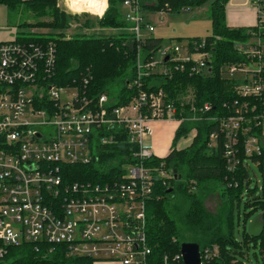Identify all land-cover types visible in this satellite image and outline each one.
<instances>
[{"label":"built area","instance_id":"built-area-1","mask_svg":"<svg viewBox=\"0 0 264 264\" xmlns=\"http://www.w3.org/2000/svg\"><path fill=\"white\" fill-rule=\"evenodd\" d=\"M254 4L257 21L235 45L238 60L218 69L239 96L225 104L233 113L219 121L230 171L240 149L255 165L264 151V0ZM142 5V0L121 3L124 31L137 42L133 84L140 87L143 77L158 73L157 67L169 77L174 70L211 71L213 53L204 49L205 38L188 39L157 57L160 48L143 63L140 49L147 37L142 32L154 27ZM56 54L55 44L43 38L0 41V264H6L11 248L40 252L44 247L45 256L57 244L65 245L67 256L92 264H154L146 203L158 183L166 185L169 172L162 163L148 162L156 156L147 141L153 122L172 121L178 128L185 118L176 116L175 104L162 89L139 88L128 103L113 106L108 94H91L82 72L58 84L53 79ZM209 108L205 104L200 111ZM109 145L128 149L118 170L100 182L67 180L63 165L97 162ZM199 251L201 264H208L219 248Z\"/></svg>","mask_w":264,"mask_h":264},{"label":"trees","instance_id":"trees-1","mask_svg":"<svg viewBox=\"0 0 264 264\" xmlns=\"http://www.w3.org/2000/svg\"><path fill=\"white\" fill-rule=\"evenodd\" d=\"M96 1V11L101 6L98 11L101 13L103 4L100 0ZM209 1L208 19L213 32L205 37L204 49L211 55L213 53V68L208 74L174 70L169 77L162 73H150L141 79L142 85L137 87L132 83L136 74L137 42L127 31L116 37L98 35L66 39L61 35L31 36V39L43 38L55 44L56 72L53 79L58 84H66L82 72L88 76L87 88L91 94H108L115 102L113 106L128 103L137 95L139 88L147 91L162 89L166 98L175 104L176 116L185 118L174 133L170 152L164 157H154L148 161L155 165L162 163L169 172L166 185L158 183L153 196L146 203L147 235L152 245L154 264H164V256L167 264H183L178 256L183 242L197 243L200 249L217 245L219 253L208 264H243L238 254H242L243 247H248L250 241L254 248H264V232L259 238L251 237L246 230L247 217L244 218L243 229L238 237L234 227V209L242 200H245V208L253 212L264 207V180L260 186L250 189L248 161L241 149L236 154L238 163L234 171L228 170L230 165L223 154L225 139L219 132L220 119L233 113L225 104L230 105L239 96L234 91V83L221 78L218 69L226 61L238 60L235 45L244 41L254 26H228L225 20L228 0H142V8L177 13L181 9L201 7ZM0 3L7 4L12 10L22 4L36 18L48 14L53 17L50 21H24L22 26L52 28L64 26L65 23L68 25V16L55 7L56 0H0ZM91 3L95 9V1ZM121 3L122 0H108L107 11L96 21L100 28H112L121 25V22L125 24L121 20ZM160 48L161 39L148 36L145 43L141 44L142 62L153 59ZM188 88L192 89V97L188 101L181 100ZM205 104L210 106L209 110L200 111ZM190 115L196 119L191 120ZM212 116L216 119L213 120ZM193 129L195 134L190 143L175 148L176 141ZM127 152L125 147L109 145L97 162L66 164L62 168L70 182H100L126 162L122 156ZM259 161L256 166L264 173V151ZM210 183L222 185L221 193L227 198L217 212L209 211L204 206L205 191L209 189ZM261 216L264 220V213ZM44 250L42 247L40 252H34L29 246L11 248L4 261L6 264H92L87 258L67 256L66 247L62 244L54 245L53 250L45 256Z\"/></svg>","mask_w":264,"mask_h":264},{"label":"rangeland","instance_id":"rangeland-1","mask_svg":"<svg viewBox=\"0 0 264 264\" xmlns=\"http://www.w3.org/2000/svg\"><path fill=\"white\" fill-rule=\"evenodd\" d=\"M79 1V0H78ZM92 0H81L77 2L74 7L71 6L73 4L71 0H56V6L59 10L65 13L68 18L64 26L57 27H29L22 26L23 22L27 23H35L36 21H50L53 20L52 15L48 14V16H40L39 18L34 17L31 12L26 10L22 4L16 6L13 10L5 3H0V41L12 40L20 33L22 36H36V37H47V36H57L61 35L66 39H70L72 37H80V36H98V35H113L119 36L124 33V28L126 22L124 21V17L121 15V20L125 22L121 25L112 26V28L104 27L100 28L97 24V20L102 17V15L97 14L98 12L94 9V7H90L88 9L89 3ZM71 3V4H70ZM210 1L198 8L193 9H181L179 12H168V11H152L149 9L143 10L144 13L146 11V15L149 16L151 22L155 30L151 33V36L161 39V49L157 52V57H159L160 51L168 50L169 47L173 45H181L185 46L188 38H205L207 35H211L213 30L211 23L208 19V7ZM74 8H85L88 11H84L82 13H74L70 9ZM101 6L99 7L100 11ZM104 14V10L102 11ZM95 13V14H93ZM123 14V12H122ZM147 21V20H146ZM87 24V25H86ZM89 25V26H88ZM142 34H145L142 32ZM70 35V36H69ZM179 38L181 40H179ZM212 66V65H211ZM161 67H157L154 69V72L160 73ZM200 74H208L202 72ZM226 79L227 77L224 75L222 77ZM192 89L188 88L185 95L182 96L181 100L188 101L192 97ZM189 117L196 119L193 115ZM195 134V129L189 131L184 137L178 139L175 143V148H181L187 146L192 136ZM173 144V142H172ZM168 152H164L159 156H165ZM249 163V174L251 177L250 189H253L257 185L262 184V180H264V173H261L257 166L251 161ZM209 189L205 191L206 196L204 200V206L207 210L212 212H217L221 209L224 203H226L227 198L222 195V185H213L208 184ZM264 213V207L258 211H251L249 208H245V200H242L240 205H236L234 209V227L235 234L238 237V234H241L243 229L244 218L247 217V224L249 221L255 217L257 214ZM260 243V239L258 240V245ZM242 254H238L239 260L243 262V264H264V248L261 249L260 246L253 248L251 247H243ZM263 250V251H262ZM110 264L111 262H98L95 264Z\"/></svg>","mask_w":264,"mask_h":264},{"label":"crops","instance_id":"crops-1","mask_svg":"<svg viewBox=\"0 0 264 264\" xmlns=\"http://www.w3.org/2000/svg\"><path fill=\"white\" fill-rule=\"evenodd\" d=\"M95 4L97 8V1ZM90 7H92L91 2L89 3L88 6L89 10ZM146 13L148 12L146 11ZM146 20L150 25L153 26V23L151 22L148 15ZM225 20H226V24L232 27L254 26L257 21V12L255 8L254 0H228V2L225 5ZM152 32L145 31L144 35L146 37L148 36L150 37ZM152 128H153V133L151 137L148 138L147 142L150 145V148L153 150L156 157H164V156H159L158 153H160L161 155L166 151L168 153L170 152L172 148L174 133L175 130L177 129V124L172 121H165V122L156 121L152 123ZM247 245L248 247L252 246L254 248L253 243L251 241L248 242ZM110 264H119V263H110Z\"/></svg>","mask_w":264,"mask_h":264},{"label":"water","instance_id":"water-1","mask_svg":"<svg viewBox=\"0 0 264 264\" xmlns=\"http://www.w3.org/2000/svg\"><path fill=\"white\" fill-rule=\"evenodd\" d=\"M246 230L247 233L253 238H259L261 236V234L264 232V220L261 214H257L249 221ZM180 255L183 264H201L199 245L197 243H181Z\"/></svg>","mask_w":264,"mask_h":264},{"label":"clouds","instance_id":"clouds-1","mask_svg":"<svg viewBox=\"0 0 264 264\" xmlns=\"http://www.w3.org/2000/svg\"><path fill=\"white\" fill-rule=\"evenodd\" d=\"M72 3H77L78 0H71ZM100 2L103 4V10L106 12L109 4H108V0H100ZM71 11H73L74 13H82L84 11H86L87 9L85 8H74V9H70ZM95 14V13H93ZM100 15H103V12L100 13Z\"/></svg>","mask_w":264,"mask_h":264},{"label":"bare ground","instance_id":"bare-ground-1","mask_svg":"<svg viewBox=\"0 0 264 264\" xmlns=\"http://www.w3.org/2000/svg\"><path fill=\"white\" fill-rule=\"evenodd\" d=\"M79 1H81V0H79ZM78 1V2H79ZM96 1V0H95ZM96 3V2H95ZM71 4V3H70ZM76 3H73V4H71V6H73L74 7V5H75ZM95 10H96V5H95ZM99 11V9L97 10V12ZM102 11H103V9H102ZM100 14V13H99ZM70 36V35H69ZM74 72V71H73Z\"/></svg>","mask_w":264,"mask_h":264}]
</instances>
